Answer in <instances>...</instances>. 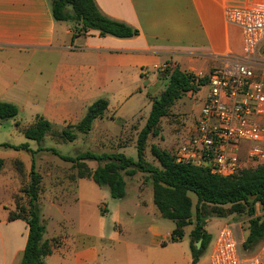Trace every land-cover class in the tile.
<instances>
[{
    "label": "crops",
    "instance_id": "1",
    "mask_svg": "<svg viewBox=\"0 0 264 264\" xmlns=\"http://www.w3.org/2000/svg\"><path fill=\"white\" fill-rule=\"evenodd\" d=\"M251 1L95 0L104 15L138 28L139 34L102 36L92 30L73 37V23L55 20L50 0H0V101L16 104L19 113L34 109L33 114L52 123L66 124L74 112L70 105L79 94L76 81L92 80L103 87L130 75L146 81L157 78L167 65L208 75L221 64L222 54L242 50L241 30L227 21L226 8ZM30 68L35 74L25 76ZM36 82L47 88L39 95V105L33 92ZM136 91L143 92V88ZM90 180L95 182L87 177L76 181L71 201L50 195L51 206L62 216L59 231L44 236L59 238L45 257L46 264H182V256L184 263H193L192 254L187 256L186 250L182 253L175 247L182 242L169 241L172 229L163 225L154 198L145 199V189L137 186L142 197L134 207L123 202L112 210L103 206L101 213L98 205H92L89 192L97 188ZM19 187L11 188L9 199H0V264H20L28 240L27 221L9 219L10 210L16 208L13 193ZM127 195L126 189L119 200ZM238 219L229 216L219 224ZM205 228L208 231L207 223Z\"/></svg>",
    "mask_w": 264,
    "mask_h": 264
},
{
    "label": "trees",
    "instance_id": "2",
    "mask_svg": "<svg viewBox=\"0 0 264 264\" xmlns=\"http://www.w3.org/2000/svg\"><path fill=\"white\" fill-rule=\"evenodd\" d=\"M51 11L55 20L73 23V37L86 35L96 30L100 35L117 37H132L139 34V29L124 21L104 15L95 0H50ZM264 49V47H263ZM193 72L180 69L178 66H165L159 70V78L168 79L166 87L159 97H154L145 124L138 132L137 153L135 160L123 152L97 154L86 151L76 157L63 156L71 161L77 169L71 178H91L100 186H107L111 196L122 198L126 194V180L123 171L133 176L142 170L152 178L153 198L161 215L175 222L171 233L172 241L182 239L185 227L193 224L190 232L191 253L193 263H197L203 248L211 240V234L206 230L207 220L212 216L248 218L245 225L244 247L256 249L264 240V213L258 214L259 208L264 211V162L251 168L242 169L233 175L212 173L208 168L191 163L178 162L174 149L169 150L156 143L150 145V152L159 164L151 163L146 158L148 140L150 137H161L162 120L170 116L175 102L187 92H198L208 80V75L200 76ZM109 108L107 98H99L89 105L85 115L77 124H68L60 131V137L74 140L78 133L91 130L93 121L103 117ZM19 107L11 102L0 101V119L17 116ZM19 130L29 139L42 141L48 133L54 131L53 123L42 115H36L28 125ZM2 146L15 149L27 148V144L13 145L2 143ZM107 159L103 165L91 168L86 160ZM6 160L0 157V170ZM17 173L25 177V168L21 161L14 159ZM72 180V179H71ZM76 186V185H75ZM197 196L195 211L193 200L189 194ZM26 196V201L21 202ZM42 194V175L36 169L30 170V180L22 183L19 190L13 193L16 208L10 210L9 219H25L29 226L28 240L20 264H46L45 257L52 253L59 238L45 239L46 225L40 216L38 202ZM201 240V247L196 243Z\"/></svg>",
    "mask_w": 264,
    "mask_h": 264
},
{
    "label": "rangeland",
    "instance_id": "3",
    "mask_svg": "<svg viewBox=\"0 0 264 264\" xmlns=\"http://www.w3.org/2000/svg\"><path fill=\"white\" fill-rule=\"evenodd\" d=\"M75 46H77V44ZM260 55L264 56V49L261 50ZM11 61L12 63L16 62L13 58ZM13 66V68L19 71L18 66ZM32 69L33 68H30L25 76L34 75L35 70ZM167 82L168 79H161L159 76H157V78L150 77L146 79V81H140L135 75H130L128 78H124L123 81L113 80L106 82V86L104 87L92 80L76 81V91L79 92V94L77 93L73 103L70 105L74 112L70 116L69 123H53L54 131L48 133L42 141L27 138L18 130L19 128L16 125V122H20L21 126L31 123L36 117V114H33V111H35L34 109L31 111V109L25 108V110H22V112L15 117L0 119V157L6 159L3 167L4 172L0 174V184H4L0 185V199H9L11 188H14L17 184L21 186L25 180L29 182L30 170L32 168L36 169L42 175V194L38 202L40 216L42 219L45 218V215L51 216L50 219L43 220L46 225L45 234H51L55 230L59 231L58 218L62 215L55 207L51 206L49 198H51L50 195H52V197L56 198L69 199V201L73 200L76 179L71 178L70 175L77 171V169L72 166V162L65 160L63 156L76 157L86 151L97 154L123 152L127 156H131L137 160L138 153L136 143L138 132L145 124L152 106L153 98L160 96ZM139 87L143 88V92L136 91ZM42 88V82H36L33 92L37 95V97H35L38 101L37 105H39V99H42L39 95L42 94L43 90L47 91V88ZM207 92V85H202L198 92H187L182 98L175 102L171 108L170 116L162 120L163 131L161 137H150L148 140L146 158L149 162L159 164L150 152V145L152 143H156L169 150H175L183 141L199 116ZM132 93L134 94L130 98H125L126 95ZM99 98H107L109 100V108L103 117H98L93 121L91 130L87 133L79 132L74 140H65L60 137V131L68 124H77L85 115L89 105ZM2 143H10L13 145L26 143L27 148L15 149L2 146ZM14 159L23 163L26 172L25 177L17 173ZM106 160L107 159H87L86 162L94 169L99 165H103ZM122 173L126 177L128 195L121 201L119 198L111 196L107 186L100 187L90 180L92 182L91 184L97 188V192L91 189L89 196L93 201L92 205H98V210L101 213L105 212L103 206H108L109 210H112L116 209L120 204L123 205V202H127V204L129 203L134 207V203L141 200L142 197L139 196L137 186L145 189L144 197L146 200H149V198L152 199V178L149 173L142 170L137 171L133 176H129L125 171ZM189 194L193 200L194 212L197 196L193 192H189ZM19 196L22 197L21 202L26 201V196L23 193H19ZM65 210L69 211L68 206L65 207ZM263 213L264 211L259 208L258 214ZM110 216L111 215L107 217L109 221ZM228 219L229 216H212L207 220V229L211 234V240L202 250L199 259V261L202 262L201 264H211L210 255L215 240L222 228L219 223L221 221L225 222ZM161 220L166 229H172L173 231L175 228V222L173 220L165 217H161ZM192 228V224L185 227L184 237L177 240L182 243L175 246L181 249L182 253L186 250L187 256L192 254L190 240V231ZM169 241L175 242L172 241L171 237ZM182 264L195 263L188 260L184 263L182 256Z\"/></svg>",
    "mask_w": 264,
    "mask_h": 264
},
{
    "label": "built area",
    "instance_id": "4",
    "mask_svg": "<svg viewBox=\"0 0 264 264\" xmlns=\"http://www.w3.org/2000/svg\"><path fill=\"white\" fill-rule=\"evenodd\" d=\"M225 15L241 30L242 50L222 54L210 70L199 116L174 156L228 176L264 162V0L227 7ZM247 220L222 226L211 264H264V240L256 249L244 247Z\"/></svg>",
    "mask_w": 264,
    "mask_h": 264
},
{
    "label": "water",
    "instance_id": "5",
    "mask_svg": "<svg viewBox=\"0 0 264 264\" xmlns=\"http://www.w3.org/2000/svg\"><path fill=\"white\" fill-rule=\"evenodd\" d=\"M201 243H202L201 240H199V241L197 242V248H200V247H201Z\"/></svg>",
    "mask_w": 264,
    "mask_h": 264
}]
</instances>
